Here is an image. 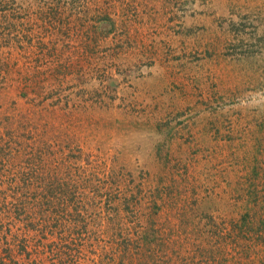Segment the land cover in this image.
<instances>
[{"label":"rangeland","instance_id":"obj_1","mask_svg":"<svg viewBox=\"0 0 264 264\" xmlns=\"http://www.w3.org/2000/svg\"><path fill=\"white\" fill-rule=\"evenodd\" d=\"M0 264H264V0H0Z\"/></svg>","mask_w":264,"mask_h":264}]
</instances>
